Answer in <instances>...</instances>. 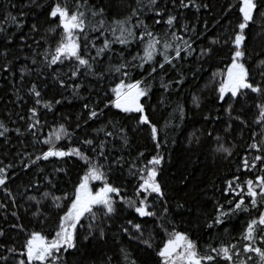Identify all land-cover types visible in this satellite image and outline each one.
Instances as JSON below:
<instances>
[{"label":"snow or ice","instance_id":"6c2138e0","mask_svg":"<svg viewBox=\"0 0 264 264\" xmlns=\"http://www.w3.org/2000/svg\"><path fill=\"white\" fill-rule=\"evenodd\" d=\"M141 253L264 264V0H0V264Z\"/></svg>","mask_w":264,"mask_h":264},{"label":"trees","instance_id":"16d2710c","mask_svg":"<svg viewBox=\"0 0 264 264\" xmlns=\"http://www.w3.org/2000/svg\"><path fill=\"white\" fill-rule=\"evenodd\" d=\"M221 3H224L225 0H220ZM231 2L233 4L237 3V0H231ZM210 23H214V21H210ZM215 69H211V71H214ZM208 75L209 72H205L202 74L203 79H201L200 81H198V83L202 86L203 83L208 79ZM187 88V85L185 86ZM194 90V89H193ZM185 99L187 100L188 97L185 96ZM189 107H190V103H189ZM156 119H158L160 121V123H163V116L158 113L156 116ZM51 117L49 118V123H51ZM194 122H195V126L196 127H201L203 121L201 120L200 116H195L194 117ZM11 126V125H10ZM48 129H45V132H47ZM146 135V134H144ZM247 135V134H246ZM66 143V142H64ZM148 145V148H151V145L148 144L146 139H143L141 137H136L134 139V146H139L140 150H145L144 146ZM244 154V149H243V143L241 142L240 146L237 148V154L234 156L233 158V163L231 164V166L228 164V162L226 161H220L217 160L216 163H212L211 159L205 161V165H200L196 172L195 175L198 178V180H202L204 181L206 184L209 185V191H208V195L211 196L212 195V188H211V184L213 182H215V184L217 185V187L222 186L223 182L226 179H231L233 173L236 172V166L240 161V157L243 156ZM147 155V152H146ZM48 170H51V165H49ZM76 171L75 169H73L72 171V175H71V179L75 180L76 178ZM172 172L175 171V168H173L171 170ZM241 175V179H247L251 177V173H239ZM134 183V181H133ZM69 190H70V185L68 186ZM129 194H131V188H129ZM217 195H219V193H217ZM211 210V207L209 205V211ZM243 217H241L239 220H234L232 225H229V235L224 236V240L227 242L231 236H236L238 237L241 233L242 230V225H243ZM161 236L157 237V243L160 242L161 240ZM140 264H157V258L155 257L154 253L145 255L144 253L140 254Z\"/></svg>","mask_w":264,"mask_h":264}]
</instances>
